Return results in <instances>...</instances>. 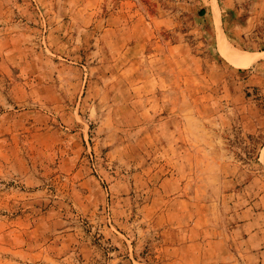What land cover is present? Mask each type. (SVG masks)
Returning <instances> with one entry per match:
<instances>
[{"label": "rangeland", "instance_id": "374dc122", "mask_svg": "<svg viewBox=\"0 0 264 264\" xmlns=\"http://www.w3.org/2000/svg\"><path fill=\"white\" fill-rule=\"evenodd\" d=\"M0 264H264V0H0Z\"/></svg>", "mask_w": 264, "mask_h": 264}, {"label": "bare ground", "instance_id": "6f19581e", "mask_svg": "<svg viewBox=\"0 0 264 264\" xmlns=\"http://www.w3.org/2000/svg\"><path fill=\"white\" fill-rule=\"evenodd\" d=\"M223 49L228 58L235 62L236 65H248L251 62L249 58H239L238 55L232 53L231 50L225 44H223Z\"/></svg>", "mask_w": 264, "mask_h": 264}]
</instances>
